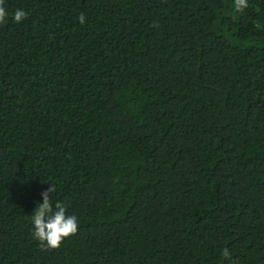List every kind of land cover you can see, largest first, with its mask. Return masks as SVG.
Returning <instances> with one entry per match:
<instances>
[{
  "label": "trees",
  "instance_id": "obj_1",
  "mask_svg": "<svg viewBox=\"0 0 264 264\" xmlns=\"http://www.w3.org/2000/svg\"><path fill=\"white\" fill-rule=\"evenodd\" d=\"M248 5L4 0L0 264H264V0ZM51 186L79 225L56 250L32 225Z\"/></svg>",
  "mask_w": 264,
  "mask_h": 264
},
{
  "label": "clouds",
  "instance_id": "obj_2",
  "mask_svg": "<svg viewBox=\"0 0 264 264\" xmlns=\"http://www.w3.org/2000/svg\"><path fill=\"white\" fill-rule=\"evenodd\" d=\"M235 8L238 12H242L248 5V0H234ZM9 13L4 7V0H0V24L8 22ZM27 18V13L22 9H17L12 15L13 22L19 24ZM78 21L83 24L85 16L80 14ZM53 187H49L41 193L42 203H39L32 214L33 237L39 241L41 248L49 250L59 249L65 239L75 235L78 231V218L76 215H68L67 207L61 202H53L50 195ZM221 256L228 260L231 253L228 248H224Z\"/></svg>",
  "mask_w": 264,
  "mask_h": 264
}]
</instances>
